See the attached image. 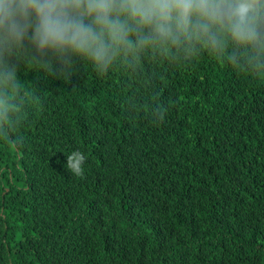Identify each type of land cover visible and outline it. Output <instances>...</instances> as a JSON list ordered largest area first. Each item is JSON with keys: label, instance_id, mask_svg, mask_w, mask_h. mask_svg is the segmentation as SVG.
Here are the masks:
<instances>
[{"label": "trees", "instance_id": "obj_1", "mask_svg": "<svg viewBox=\"0 0 264 264\" xmlns=\"http://www.w3.org/2000/svg\"><path fill=\"white\" fill-rule=\"evenodd\" d=\"M145 66L83 63L70 81L21 68L24 143L0 139V264H264V78L207 54ZM75 150L82 176L66 168Z\"/></svg>", "mask_w": 264, "mask_h": 264}, {"label": "clouds", "instance_id": "obj_2", "mask_svg": "<svg viewBox=\"0 0 264 264\" xmlns=\"http://www.w3.org/2000/svg\"><path fill=\"white\" fill-rule=\"evenodd\" d=\"M203 54L264 78V0H0V139L24 143V66L70 81L83 63L98 76L136 75L148 61ZM166 114L160 105L148 112L157 122ZM85 160L75 150L66 168L82 176Z\"/></svg>", "mask_w": 264, "mask_h": 264}, {"label": "rangeland", "instance_id": "obj_3", "mask_svg": "<svg viewBox=\"0 0 264 264\" xmlns=\"http://www.w3.org/2000/svg\"><path fill=\"white\" fill-rule=\"evenodd\" d=\"M146 70H147V67L144 65L143 71H146Z\"/></svg>", "mask_w": 264, "mask_h": 264}]
</instances>
